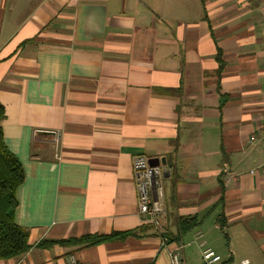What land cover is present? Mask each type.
Wrapping results in <instances>:
<instances>
[{
    "label": "crops",
    "instance_id": "1",
    "mask_svg": "<svg viewBox=\"0 0 264 264\" xmlns=\"http://www.w3.org/2000/svg\"><path fill=\"white\" fill-rule=\"evenodd\" d=\"M0 104L29 244L0 264H170L175 243L199 264L197 234L264 264L261 3L0 0ZM137 154L163 158L166 244L138 213Z\"/></svg>",
    "mask_w": 264,
    "mask_h": 264
},
{
    "label": "trees",
    "instance_id": "2",
    "mask_svg": "<svg viewBox=\"0 0 264 264\" xmlns=\"http://www.w3.org/2000/svg\"><path fill=\"white\" fill-rule=\"evenodd\" d=\"M3 117L4 108L0 104V121ZM23 180L22 164L4 144L0 126V259L17 257L26 252L29 247L28 230L18 225L14 219L17 207L16 189ZM132 233L133 231L89 234L74 240L83 245H91L112 238L125 237Z\"/></svg>",
    "mask_w": 264,
    "mask_h": 264
},
{
    "label": "built area",
    "instance_id": "3",
    "mask_svg": "<svg viewBox=\"0 0 264 264\" xmlns=\"http://www.w3.org/2000/svg\"><path fill=\"white\" fill-rule=\"evenodd\" d=\"M255 1L264 6V0ZM131 169L137 190L138 213L142 220L147 222L161 236L162 243L166 244L168 239L162 230L166 215L165 194L161 183L163 169L160 165H151L144 154H137L132 157ZM250 172H253V170H250ZM193 242L201 247L200 257L203 264H227L221 262V256L215 253L214 250L203 247L201 234H197ZM183 248V243H175L171 248H168L170 264H187ZM70 263L76 264L74 258H71ZM235 264H250V260L249 258H242Z\"/></svg>",
    "mask_w": 264,
    "mask_h": 264
},
{
    "label": "rangeland",
    "instance_id": "4",
    "mask_svg": "<svg viewBox=\"0 0 264 264\" xmlns=\"http://www.w3.org/2000/svg\"><path fill=\"white\" fill-rule=\"evenodd\" d=\"M251 255L252 254H250L249 252H247V251H244V250H240V252H239V256H237V257H251ZM236 260V259H235ZM237 260H238V258H237ZM240 260V259H239ZM199 264H202L201 263V260H199Z\"/></svg>",
    "mask_w": 264,
    "mask_h": 264
},
{
    "label": "water",
    "instance_id": "5",
    "mask_svg": "<svg viewBox=\"0 0 264 264\" xmlns=\"http://www.w3.org/2000/svg\"><path fill=\"white\" fill-rule=\"evenodd\" d=\"M159 161H161V162L163 163V158H161V159L150 158V159H149V163H150L151 165H158V164L160 163Z\"/></svg>",
    "mask_w": 264,
    "mask_h": 264
}]
</instances>
